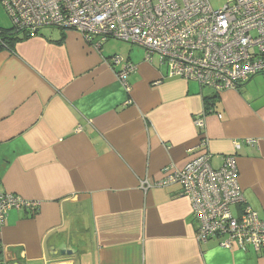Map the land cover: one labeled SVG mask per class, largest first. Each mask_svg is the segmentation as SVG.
<instances>
[{"label":"crops","instance_id":"obj_1","mask_svg":"<svg viewBox=\"0 0 264 264\" xmlns=\"http://www.w3.org/2000/svg\"><path fill=\"white\" fill-rule=\"evenodd\" d=\"M18 33L0 49V192L40 205L8 212L2 255L20 264H264V248L198 242L178 185L141 186L183 167L203 134L213 168L235 155L244 203L264 218V74L207 90L138 45L72 28ZM112 56L134 66L126 84ZM205 108L200 130L193 120Z\"/></svg>","mask_w":264,"mask_h":264},{"label":"built area","instance_id":"obj_2","mask_svg":"<svg viewBox=\"0 0 264 264\" xmlns=\"http://www.w3.org/2000/svg\"><path fill=\"white\" fill-rule=\"evenodd\" d=\"M15 32L34 36L44 28L75 29L86 40L116 39L138 45L148 59L157 55L168 74L195 81L201 88L237 89L264 74V0H229L214 8L209 0H0ZM118 79L134 66L121 58L109 59ZM129 89V85H126ZM205 108L194 117L203 130ZM217 116L221 118V114ZM252 143V139H244ZM206 138L183 167L166 166L157 182L143 180L144 189L176 184L190 203L196 239H218L229 248H264V218L246 206L238 183L235 155L223 157L220 167L210 164ZM236 149L240 143L235 142ZM40 202L11 192H0V227L11 210H37ZM233 206H241L235 215Z\"/></svg>","mask_w":264,"mask_h":264},{"label":"trees","instance_id":"obj_3","mask_svg":"<svg viewBox=\"0 0 264 264\" xmlns=\"http://www.w3.org/2000/svg\"><path fill=\"white\" fill-rule=\"evenodd\" d=\"M24 37L25 36H23V35L19 34L18 32L14 31V27H13L12 24L8 28H0V49H2V48H10V47L13 46V43L16 41V39H22ZM210 101L214 102L213 99L211 100L208 97L204 98V103L205 104L209 103ZM211 239H216V238H211ZM211 239H209V240H211Z\"/></svg>","mask_w":264,"mask_h":264},{"label":"rangeland","instance_id":"obj_4","mask_svg":"<svg viewBox=\"0 0 264 264\" xmlns=\"http://www.w3.org/2000/svg\"><path fill=\"white\" fill-rule=\"evenodd\" d=\"M210 1V3H211V5L214 7V8H219V7H221L224 3V0H209ZM0 14L2 15V17L4 18V20L3 21H5V26L4 27H2V28H8V27H10L11 26V22H10V20H9V18H8V16H7V14L5 13V9H4V7L2 6V4H1V2H0ZM107 41H109L110 42V44H114V45H117V44H119V45H124V46H129L130 44L129 43H126V42H123V41H120V40H116V39H108V40H106V42ZM105 42V43H106ZM136 47V46H135ZM156 56V55H155ZM157 57V56H156ZM156 57H154V58H156ZM207 90H209L208 88H206Z\"/></svg>","mask_w":264,"mask_h":264},{"label":"water","instance_id":"obj_5","mask_svg":"<svg viewBox=\"0 0 264 264\" xmlns=\"http://www.w3.org/2000/svg\"><path fill=\"white\" fill-rule=\"evenodd\" d=\"M72 250L69 249H61L60 250V254H67V253H71ZM13 260H11V258H7L5 255H2V248L0 246V264H20L18 262H13Z\"/></svg>","mask_w":264,"mask_h":264},{"label":"flooded vegetation","instance_id":"obj_6","mask_svg":"<svg viewBox=\"0 0 264 264\" xmlns=\"http://www.w3.org/2000/svg\"><path fill=\"white\" fill-rule=\"evenodd\" d=\"M28 37H30V36H28Z\"/></svg>","mask_w":264,"mask_h":264}]
</instances>
